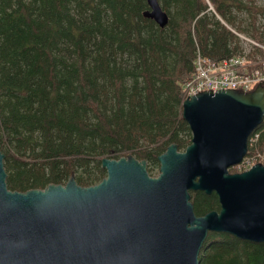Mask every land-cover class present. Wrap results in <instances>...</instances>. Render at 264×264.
<instances>
[{
	"label": "trees",
	"instance_id": "16d2710c",
	"mask_svg": "<svg viewBox=\"0 0 264 264\" xmlns=\"http://www.w3.org/2000/svg\"><path fill=\"white\" fill-rule=\"evenodd\" d=\"M158 2L168 15L162 29L143 17L146 0H0V152L9 190L64 184L72 174L93 185L106 175L101 158L127 154L146 160L152 175L167 145L190 143L180 88L196 53L239 56L241 34L264 45L256 26L264 5L255 0ZM255 131L264 152V127ZM189 194L196 216L219 209L214 192ZM199 264H264V243L209 232Z\"/></svg>",
	"mask_w": 264,
	"mask_h": 264
},
{
	"label": "water",
	"instance_id": "95a60500",
	"mask_svg": "<svg viewBox=\"0 0 264 264\" xmlns=\"http://www.w3.org/2000/svg\"><path fill=\"white\" fill-rule=\"evenodd\" d=\"M146 4L143 17L164 28L158 0ZM263 113L262 83L189 96L181 119L190 143L167 145L157 175L131 154L103 157L106 175L89 186L72 174L64 184L11 191L0 152V264H199L209 232L264 243V166L228 172ZM189 191L214 192L219 210L196 216Z\"/></svg>",
	"mask_w": 264,
	"mask_h": 264
},
{
	"label": "built area",
	"instance_id": "2783aa9c",
	"mask_svg": "<svg viewBox=\"0 0 264 264\" xmlns=\"http://www.w3.org/2000/svg\"><path fill=\"white\" fill-rule=\"evenodd\" d=\"M193 66L194 71L191 77L181 84V104L185 98L205 90L212 92L222 89L249 91L259 83L264 85V62L255 65L245 56L212 61L197 52ZM260 125L264 127V113ZM258 134L255 130L250 134L247 140V145L250 147L249 153L247 150L238 163L244 164L246 170L251 167L248 162L250 156L262 160L261 163L264 165V152L256 147Z\"/></svg>",
	"mask_w": 264,
	"mask_h": 264
},
{
	"label": "rangeland",
	"instance_id": "374dc122",
	"mask_svg": "<svg viewBox=\"0 0 264 264\" xmlns=\"http://www.w3.org/2000/svg\"><path fill=\"white\" fill-rule=\"evenodd\" d=\"M255 3L257 5H264V0H255ZM207 4L210 7H212V5L210 4L209 1H207ZM210 13H212L211 10H210ZM234 13H235L237 19H239V20H241L243 22V25H246L248 23V19H247L245 13H243V12H234ZM256 26L258 27V30L263 32V34H264V16L258 17V20L256 22ZM239 37H240V46H241V48H244L243 52L239 56H245L247 58H250V61L253 62L255 65H257V64H259L261 62H264V58L261 57L260 54L256 53L255 50L252 48V46L254 45V46H257V47L261 48L262 50H264V45L257 44L255 41H253L249 37V34H246V35L241 34ZM128 59L129 58H126V61ZM130 62H131V58L129 60V63ZM261 161L262 160H260V159L253 158V156H250L249 159H248V162L250 163V166H252V165H254L256 163H261ZM245 170H246V168H245L244 164H241V165L238 164L236 166L230 167L228 169V172L229 173H240V172H243ZM157 173H158V171H155L152 175L155 176V175H157Z\"/></svg>",
	"mask_w": 264,
	"mask_h": 264
},
{
	"label": "flooded vegetation",
	"instance_id": "af4514ba",
	"mask_svg": "<svg viewBox=\"0 0 264 264\" xmlns=\"http://www.w3.org/2000/svg\"><path fill=\"white\" fill-rule=\"evenodd\" d=\"M219 209H217L216 211H218Z\"/></svg>",
	"mask_w": 264,
	"mask_h": 264
}]
</instances>
